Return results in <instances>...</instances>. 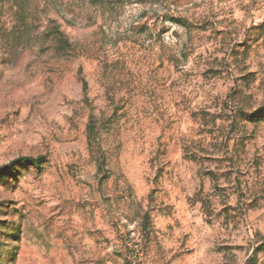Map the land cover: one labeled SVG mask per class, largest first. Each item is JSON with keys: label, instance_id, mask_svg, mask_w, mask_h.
Masks as SVG:
<instances>
[{"label": "rangeland", "instance_id": "374dc122", "mask_svg": "<svg viewBox=\"0 0 264 264\" xmlns=\"http://www.w3.org/2000/svg\"><path fill=\"white\" fill-rule=\"evenodd\" d=\"M0 264H264V0H0Z\"/></svg>", "mask_w": 264, "mask_h": 264}, {"label": "trees", "instance_id": "16d2710c", "mask_svg": "<svg viewBox=\"0 0 264 264\" xmlns=\"http://www.w3.org/2000/svg\"><path fill=\"white\" fill-rule=\"evenodd\" d=\"M84 87H85V83H84ZM91 129V128H90ZM45 158L41 157V158H20L16 161H14L12 164H17V165H27V166H35V167H39L43 162H44ZM6 170V169H5Z\"/></svg>", "mask_w": 264, "mask_h": 264}]
</instances>
